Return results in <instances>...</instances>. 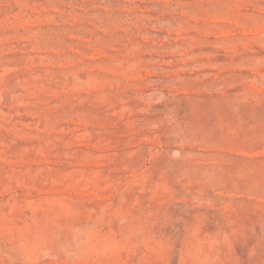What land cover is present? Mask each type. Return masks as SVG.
<instances>
[{
    "label": "rangeland",
    "instance_id": "rangeland-1",
    "mask_svg": "<svg viewBox=\"0 0 264 264\" xmlns=\"http://www.w3.org/2000/svg\"><path fill=\"white\" fill-rule=\"evenodd\" d=\"M0 264H264V0H0Z\"/></svg>",
    "mask_w": 264,
    "mask_h": 264
}]
</instances>
